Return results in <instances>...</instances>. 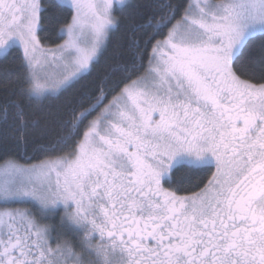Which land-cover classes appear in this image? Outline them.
<instances>
[{
	"label": "snow or ice",
	"instance_id": "6c2138e0",
	"mask_svg": "<svg viewBox=\"0 0 264 264\" xmlns=\"http://www.w3.org/2000/svg\"><path fill=\"white\" fill-rule=\"evenodd\" d=\"M0 149V264H264V0H0Z\"/></svg>",
	"mask_w": 264,
	"mask_h": 264
},
{
	"label": "trees",
	"instance_id": "16d2710c",
	"mask_svg": "<svg viewBox=\"0 0 264 264\" xmlns=\"http://www.w3.org/2000/svg\"><path fill=\"white\" fill-rule=\"evenodd\" d=\"M42 35H44V36L47 37L49 46H52V44H53L54 42H60V41L57 39V37H58V33L55 32V31H53V30H51V29H49V30H48L47 32H45V33H42ZM3 155H4L3 150L0 149V156H3Z\"/></svg>",
	"mask_w": 264,
	"mask_h": 264
}]
</instances>
